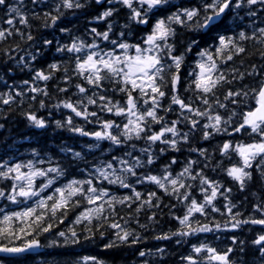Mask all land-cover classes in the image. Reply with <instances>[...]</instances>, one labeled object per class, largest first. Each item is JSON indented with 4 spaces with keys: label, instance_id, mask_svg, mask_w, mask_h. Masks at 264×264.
<instances>
[{
    "label": "snow or ice",
    "instance_id": "obj_1",
    "mask_svg": "<svg viewBox=\"0 0 264 264\" xmlns=\"http://www.w3.org/2000/svg\"><path fill=\"white\" fill-rule=\"evenodd\" d=\"M30 4L31 7L27 6L24 0H0V8L5 9L7 17L0 19V45H4L0 47V56L6 62L16 59L17 66L23 67L36 58L22 47L36 40L32 21L38 22L39 28H53L67 11L86 6L82 0H30ZM96 4L100 5V0ZM120 11L125 13L122 23ZM93 19L106 22V27L103 31L88 28L91 42L60 28L61 33L71 36V42H57L55 51L66 52L69 59L50 63L47 70L37 69L31 82L22 81L19 90L10 85L8 91L0 92V105H15L19 98L22 107L29 97L33 103L38 96L47 97V88L39 87L38 82L46 84L62 69L61 82L66 87H57V91L63 94L75 88L73 95L79 98L73 100L69 96L56 104L57 108L70 111L63 121L54 122L57 128L116 146L127 147L132 140H144L146 147L138 150V156L130 150L121 157L113 156L90 169H81V178L71 179L66 178L59 163L50 157L40 158L35 149L31 159H0V202L5 204L0 208V253L6 254L0 256V264H23L27 256L42 255L38 249H67L82 242H95L97 237L104 250L138 245L139 233L128 226L132 216L125 219L119 213L127 209L139 216L144 208H159L161 201L155 191L146 196L137 191L130 177L135 178V184L154 185L183 205V215L172 217L178 224L176 231L157 235L156 240L186 239L197 233L227 232L245 225L264 226V203L252 204L253 212L260 218L250 216L241 220V213L235 211L236 206L229 199L232 189L205 175L199 164L207 168L212 161L205 148H191L189 151L202 160L187 159L175 175L170 171V166L177 162L173 158L163 166L162 176H137L138 168L153 164L152 146L157 142L161 145L160 153L176 152L181 144L191 142L190 133L199 132L204 141L221 133L230 138L233 134L246 135L247 142L238 140L233 144L231 139H225L218 146L222 157L234 154L235 163L227 168L220 161L216 164L241 190L252 179L253 169L264 177V0H108L104 10ZM134 30H140V35L136 36ZM178 33L187 37L180 42L179 51ZM101 41L105 43L101 45ZM51 45V40L43 39V47ZM196 49L194 69L189 72L194 79L189 80L186 89L192 95L185 100L179 90L181 70L185 58ZM165 99L169 101L167 106L163 105ZM45 106V100L40 99L39 107ZM90 106L97 110L90 111ZM30 109L31 104L21 115L30 125L44 128L45 119L38 118ZM173 111L176 119L170 122L160 115ZM105 113L112 118L105 117ZM71 114L85 122L94 120L98 129L85 131L74 126ZM181 123L188 131L180 130ZM131 149L135 150L134 144ZM66 151L74 161L82 160L80 152ZM145 156L146 160L142 158ZM38 178L43 182L37 187ZM62 178L65 182L60 183ZM112 185L130 190V194L116 195L109 188ZM218 197L224 200L223 211L216 206ZM216 214L223 217V222L209 219ZM197 215L208 222L202 223ZM153 218L148 216L149 221ZM105 240L107 243H103ZM230 240L226 250L205 242L191 244L179 264H235L232 257L237 246L241 264H246L243 255L248 242L235 235ZM250 244L258 253L259 264H264V232L257 234ZM165 251L140 250L138 256L144 264H151L144 258L162 256ZM47 264L105 261L98 255L86 254L64 261L50 259Z\"/></svg>",
    "mask_w": 264,
    "mask_h": 264
},
{
    "label": "trees",
    "instance_id": "obj_2",
    "mask_svg": "<svg viewBox=\"0 0 264 264\" xmlns=\"http://www.w3.org/2000/svg\"><path fill=\"white\" fill-rule=\"evenodd\" d=\"M10 3H15V0H9ZM86 4L84 8L78 10L67 11L61 20L53 28H39L38 22L32 21L33 30L32 34L36 37V40L30 44L22 45L27 52L35 55V60H32L28 67L17 66L16 59L11 62H6L2 56H0V92L8 91L10 85L17 86L20 89L21 82L28 80L31 82V77L37 69L47 70V66L53 62H62L69 59L66 52H56L57 42L59 44H66L71 42V36L82 37L88 42H91V37L87 34V29L90 27H97L98 30L103 31L106 27V22L96 21L93 19L100 11L104 10L107 6L108 0H100V5L96 4V0H82ZM175 2V0H174ZM24 3L31 7L30 0H24ZM4 8H0V19H6L4 16ZM125 13L124 11L119 12L120 22L123 21ZM113 21L117 19L114 16ZM143 27V26H141ZM60 28H66L71 33H61ZM27 31V29H25ZM116 31H119L117 27ZM135 35H140V30H134ZM112 38H115L113 36ZM43 39H49L52 41L51 47H43ZM187 37L177 35V45L179 51L180 42L186 40ZM207 39V38H205ZM211 42L210 40L208 41ZM101 45L105 42L101 41ZM4 45H0L3 47ZM203 47L204 45L201 44ZM196 51L185 58V63L181 70V83L179 90L185 100L188 99L192 93L186 91L188 88L189 80L194 77H189V72L194 69L196 61ZM252 62H258L253 60ZM11 69V71H9ZM61 72L55 73L54 78L44 82H38L39 87H46L49 95L47 97L38 96L36 101L33 103L30 97L25 100L21 107L20 99L17 98L16 104L11 106L0 105V159L11 158L13 162L16 160H27L32 158V150L35 149L39 154L40 158L47 159L51 158L54 163H59L62 168L65 169L66 178L71 179L74 176L81 178L79 172L81 169H90L93 164L101 161H109L113 156L121 157L123 153L132 151L133 155H140L139 149L146 147L144 140H132L126 147L124 144L111 145L109 141L101 140L96 141L92 137L80 136L69 131L67 128H57L55 121H63L70 115V111L63 107L57 108L56 104L63 99H67L69 96L73 100L79 97L73 95L75 88H72L70 92L59 93L57 87H66L61 82ZM77 81L73 79L72 83L75 84ZM91 93H89L90 95ZM40 99L45 100V107H39ZM115 99H120L116 96ZM168 100L163 101V105H168ZM31 104V111L35 112L38 118H44L46 125L44 128H36L30 125L26 119L21 115L22 111H28ZM11 108V111L9 110ZM90 111H96V108L90 106ZM72 115V122L74 126H81L85 131H94L98 129V125L93 120L91 123L85 122L80 117ZM160 115L165 116L167 121L176 119L175 111L165 114L163 112ZM107 118H112L107 113L104 114ZM119 123V120H117ZM182 132L188 131V128L181 123L178 125ZM158 130V126H156ZM202 133H190L191 142L188 144H181L180 150L173 152L167 150L164 153H160L161 145L157 142L152 146L154 155V162L152 165H144L137 169V176L144 174L163 175V166L169 164V162L175 158L176 163L170 166L172 175L179 172L184 166L187 159L202 160L198 157L197 153H192L189 150L193 147L205 148L212 155V161L209 163L207 168H204L203 163L199 164L211 180L219 181L223 187H230L232 192L229 196L232 204L235 205V211L241 213L239 219L244 220L246 218L255 217L260 218L258 213H254L252 204L256 202L264 203V177L253 169L252 179L249 180L245 185V190H241L239 185L235 184L226 174L223 172V168H227L230 164L235 163L237 157L234 154L222 157L218 151V146L222 145L225 139H231L232 143L235 144L238 140L247 142L248 138L246 135L233 134L230 138L227 135L215 134L209 140H201ZM135 145V150L131 149V145ZM62 149L64 151H62ZM71 149L74 152H80L82 160L74 161L70 153L66 150ZM127 158V157H125ZM146 160V156L142 157ZM220 161L221 166H217L216 162ZM47 166V165H45ZM130 181L135 185L136 190L146 196L147 192L155 191L157 196L160 197V207L153 208L151 210L144 208L139 216H136L135 212L129 213L127 209L121 211L119 214L124 216L125 219L129 215L132 216V220L129 223V229L139 233L140 243L135 246H121L119 249L104 250L102 243L97 241L83 243L80 246L69 247L67 249H47L42 248V255H30L23 260V264H40L41 261L47 264L48 260H70L76 255L93 254L105 261V264H144V261L138 256L140 250L155 252L157 248L166 249L165 253L161 256L156 254L155 256H147L144 260H148L151 264H179L181 255H185L190 250L191 244H199L200 242L210 243L213 247L220 250H226L231 244L230 237L235 235L239 240H245L248 242L246 246L243 260L246 264H259L257 260L258 253L254 247L250 244V241L255 238L257 234L264 232V226L261 225H245L235 230H229L227 232H215V233H197L194 237L186 239H180L179 237L170 238L169 240H156L155 236L175 232L178 227L177 222L172 218L173 216L183 215V205L178 204L176 199L171 196H165L164 193L156 188L154 185L149 183L135 184V178H129ZM42 178H38L37 187L39 183H42ZM65 182L62 178L60 183ZM199 181H196L198 184ZM58 186V185H57ZM110 190L116 195L130 194V190L119 188L117 185L109 186ZM198 198L199 193L195 192ZM176 205L175 208L172 205ZM224 200L222 197H218L216 206L223 211ZM5 204L0 202V208H4ZM11 210H15L14 208ZM70 216L74 218V215L70 213ZM148 216H153V220L149 221ZM216 219L223 222V217L216 214L214 217L209 216V219ZM196 219L202 223H207L203 217L197 215ZM71 223V219L68 220ZM139 225H145L144 228ZM111 238V237H109ZM180 239V243L177 244V240ZM44 241H42L43 243ZM107 243V240L103 241ZM233 260L235 264H241V254L237 246L236 252L233 254Z\"/></svg>",
    "mask_w": 264,
    "mask_h": 264
},
{
    "label": "water",
    "instance_id": "obj_3",
    "mask_svg": "<svg viewBox=\"0 0 264 264\" xmlns=\"http://www.w3.org/2000/svg\"><path fill=\"white\" fill-rule=\"evenodd\" d=\"M37 252H40L41 251V249H38V250H36ZM4 255H6V254H2V253H0V256H4Z\"/></svg>",
    "mask_w": 264,
    "mask_h": 264
}]
</instances>
